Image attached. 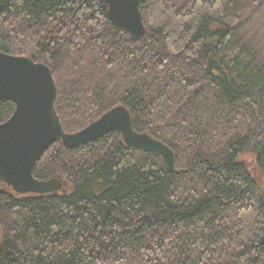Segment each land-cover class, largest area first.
<instances>
[{
	"label": "trees",
	"instance_id": "1",
	"mask_svg": "<svg viewBox=\"0 0 264 264\" xmlns=\"http://www.w3.org/2000/svg\"><path fill=\"white\" fill-rule=\"evenodd\" d=\"M139 1L132 38L104 0H0V51L49 68L64 131L122 105L177 170L116 132L52 143L32 175L60 190L0 181V264H264V61L223 0Z\"/></svg>",
	"mask_w": 264,
	"mask_h": 264
},
{
	"label": "water",
	"instance_id": "2",
	"mask_svg": "<svg viewBox=\"0 0 264 264\" xmlns=\"http://www.w3.org/2000/svg\"><path fill=\"white\" fill-rule=\"evenodd\" d=\"M111 24L139 38L145 32L139 0H104ZM56 86L49 68L25 56L0 51V102L13 104L12 113L0 122V181L17 194H44L60 190L57 178L38 180L34 163L46 148L59 141L68 148L85 145L116 132L129 148L158 155L170 171L175 153L161 141L132 128L128 110L111 107L75 132H66L54 108Z\"/></svg>",
	"mask_w": 264,
	"mask_h": 264
},
{
	"label": "rangeland",
	"instance_id": "3",
	"mask_svg": "<svg viewBox=\"0 0 264 264\" xmlns=\"http://www.w3.org/2000/svg\"><path fill=\"white\" fill-rule=\"evenodd\" d=\"M226 6L234 10L243 21L240 29L245 37L249 40V44L258 57L261 56V61H264V0H223ZM7 117L12 113L13 108L7 109ZM90 123V122H89ZM88 124V123H87ZM87 124L80 125L79 119L76 120V125H73L71 132H75ZM80 125V126H79ZM242 160L251 161V157L247 154L242 156ZM252 167V166H250Z\"/></svg>",
	"mask_w": 264,
	"mask_h": 264
}]
</instances>
